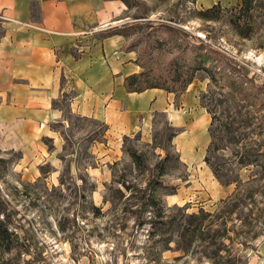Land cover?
Masks as SVG:
<instances>
[{
    "label": "rangeland",
    "instance_id": "rangeland-1",
    "mask_svg": "<svg viewBox=\"0 0 264 264\" xmlns=\"http://www.w3.org/2000/svg\"><path fill=\"white\" fill-rule=\"evenodd\" d=\"M239 7L240 0L208 7L197 0H129L121 23L106 34L121 35L123 50L143 66L140 86L166 94L189 74L193 48L216 51L218 65L208 68L252 81L240 110L250 123L238 133L264 154V0ZM208 88L217 91L204 71H195L184 91L169 93V110L180 119L155 113L147 132L116 138L72 113L67 96L53 102L60 118L41 136L40 158L27 163L19 151H0V196L17 240L0 264H264V161L236 170L237 150L223 143L227 148L210 154V162L233 169L238 182L214 178L203 162L209 115L201 94ZM149 186H156L161 218L147 204Z\"/></svg>",
    "mask_w": 264,
    "mask_h": 264
},
{
    "label": "crops",
    "instance_id": "crops-1",
    "mask_svg": "<svg viewBox=\"0 0 264 264\" xmlns=\"http://www.w3.org/2000/svg\"><path fill=\"white\" fill-rule=\"evenodd\" d=\"M125 11L119 0H0L1 152L19 151L27 163L40 158L39 140L60 118L52 104L62 95L72 113L101 123L112 138L147 132L155 113L180 119L169 110L171 94L124 89V78L141 69L121 35L106 31Z\"/></svg>",
    "mask_w": 264,
    "mask_h": 264
},
{
    "label": "trees",
    "instance_id": "trees-1",
    "mask_svg": "<svg viewBox=\"0 0 264 264\" xmlns=\"http://www.w3.org/2000/svg\"><path fill=\"white\" fill-rule=\"evenodd\" d=\"M124 6L128 5L129 0H119ZM252 0H240V10H248L251 7ZM204 15V14H202ZM196 49V53L195 52ZM198 49V50H197ZM193 52L192 59H190V68L187 67L189 74L182 80L179 84V88L177 90H166L167 93H174L176 91L182 92L186 89V87L191 83L193 79V73L195 71L202 70L206 73L208 79L214 88H217V91H213L210 88L204 93L201 94V103L202 108L209 115V124H208V136L209 142L205 149L206 154L203 158V162L210 168L212 175L215 179L220 181L224 185L228 184H236L238 182L237 173L233 171V169H223L222 165L214 164L210 159V154L214 153L219 149L223 150L227 148L225 144H233L237 151L234 153V169L240 170L243 167L256 165H261L260 159L262 157L264 161V154L262 152L258 153L257 151H253L248 147L246 142V134L243 132L239 134V130H245L250 123L251 119L248 117V113H241V109H244L248 106L246 101L251 97L249 90L252 87V81L245 76L241 75L237 80L234 78H230L229 76L232 73L225 72L217 73L215 68L218 65V62L215 60L219 59V54L210 49L209 47L203 48V46L195 47L191 50ZM216 63L215 66H211L208 68L210 63ZM210 64V65H211ZM225 67L232 69L227 62L223 61ZM142 71L131 74L124 78L123 87L128 93H138L145 89H162L158 86L151 85L148 87H141L140 84L142 82V78L144 76V68L142 65H137ZM186 69V70H187ZM220 69V68H219ZM217 75V76H216ZM223 88L227 89L229 92L224 93ZM228 104L234 105V110L231 111L228 107ZM237 133V139L233 137ZM172 137V136H171ZM219 145V146H217ZM222 145V146H221ZM130 158L133 162H136L137 156L130 152ZM177 158V156H174ZM167 155L160 161L161 168L158 172V176H162L164 174V164L168 163ZM5 161L0 159V164L4 165ZM261 167L264 168V165ZM157 185V184H155ZM148 194L146 197L147 204L151 207L152 212H154L155 218L163 217L161 213H159L158 200L153 196V190L156 186H149ZM154 221L148 222L152 224L151 227H154ZM16 236L14 232L10 228V222L5 215V202L0 196V254H6L12 249H14L16 245Z\"/></svg>",
    "mask_w": 264,
    "mask_h": 264
}]
</instances>
